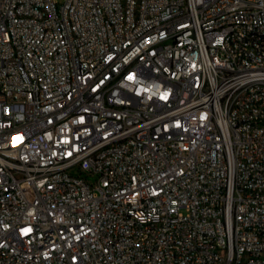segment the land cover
Listing matches in <instances>:
<instances>
[{
	"label": "built area",
	"instance_id": "obj_1",
	"mask_svg": "<svg viewBox=\"0 0 264 264\" xmlns=\"http://www.w3.org/2000/svg\"><path fill=\"white\" fill-rule=\"evenodd\" d=\"M0 264H264V0H0Z\"/></svg>",
	"mask_w": 264,
	"mask_h": 264
},
{
	"label": "rangeland",
	"instance_id": "obj_2",
	"mask_svg": "<svg viewBox=\"0 0 264 264\" xmlns=\"http://www.w3.org/2000/svg\"><path fill=\"white\" fill-rule=\"evenodd\" d=\"M88 180L93 181L94 178H93L92 176H89V177H88Z\"/></svg>",
	"mask_w": 264,
	"mask_h": 264
}]
</instances>
